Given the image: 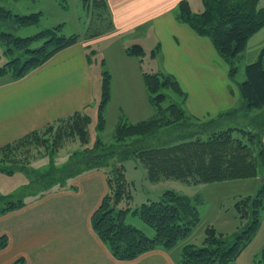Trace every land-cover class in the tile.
<instances>
[{
    "label": "trees",
    "instance_id": "obj_1",
    "mask_svg": "<svg viewBox=\"0 0 264 264\" xmlns=\"http://www.w3.org/2000/svg\"><path fill=\"white\" fill-rule=\"evenodd\" d=\"M260 1L202 0V12L193 13L187 2L181 0L174 11V18L177 22L186 24L197 35L211 41L217 54L228 65L229 80L234 82L238 57L245 50L247 41L264 27V8L259 7ZM92 8L95 10L94 16L99 20L107 17L104 0H93ZM40 16V13L13 14L0 5V45L6 48L5 53L8 55L17 53L16 57L0 67V80L16 81L23 78L57 52L79 40V35L61 34L62 25L24 38L6 32V29L13 26H35ZM94 22L97 24L99 21ZM94 22L92 20L91 24ZM107 29H111L109 20ZM100 34L96 31L89 36ZM39 41H42L40 46L30 48ZM154 54V50L151 51V57ZM125 55L141 59L144 51L139 45H132L125 49ZM141 75L154 114L134 124H118L112 144H105L98 139L90 149L75 152V156L79 153L78 157L68 158L65 167L52 166L49 171L41 173L34 171L31 185L25 191L29 194L28 197L39 196L46 191L68 187V180L85 172L103 170L108 192L91 216V227L112 256L120 261L133 260L156 249H172L191 234L200 220L192 199L171 190L164 191L157 201L147 202L138 208H119L122 200L129 202L132 198L125 178L124 161L132 159L141 163L149 181L173 179L193 185L255 178L260 174L259 171L264 170L262 130L252 126L231 127L228 124L238 113L237 108L220 113L209 121H199L188 115L177 101H170L166 107L162 106L170 97L165 91L171 90L176 96H183L171 76L145 72L144 69ZM105 76L99 105L98 132L104 130L102 114L109 101L108 76ZM238 92L245 112L262 110L259 120H256L262 121L259 126L264 130V47L257 61L245 66V80L238 84ZM83 120L87 126L88 117L84 116ZM34 134L35 132L24 138ZM77 135L82 144L88 140L85 129L77 127ZM109 160L112 161L110 165ZM0 171L12 172L5 166H0ZM27 173L29 175L30 171ZM20 197L0 196V215L23 207L25 201ZM263 209L264 182L255 196H248L235 204L239 220H248L243 229L229 238L218 235L212 227H207L203 246L196 248L191 244L185 245L179 264H231L256 235ZM129 214L138 217L153 231V236H147L142 229L128 223ZM7 245V237L0 236V251ZM255 259L264 263V248ZM21 262L17 260L13 264Z\"/></svg>",
    "mask_w": 264,
    "mask_h": 264
},
{
    "label": "crops",
    "instance_id": "obj_2",
    "mask_svg": "<svg viewBox=\"0 0 264 264\" xmlns=\"http://www.w3.org/2000/svg\"><path fill=\"white\" fill-rule=\"evenodd\" d=\"M104 1L109 33L95 37L74 34L79 35L76 44L57 52L23 78L0 80V166L4 167L1 154L7 146L93 107L89 52L95 51L90 46L102 37L117 38L113 41L125 57L122 61H131L137 75L142 67L131 60L137 58H127L125 49L138 45L141 39L149 41L148 48L155 44L154 60L161 65L155 62L153 72L176 81L183 93L176 96L179 104L193 118L212 119L239 103V92L228 78V65L211 41L175 20L174 11L181 0ZM185 1L193 13L202 12V0ZM137 88L150 112L139 122L151 117L154 110L146 94L144 97L145 87ZM12 173L0 171V196L15 190L6 186ZM68 185L28 197L23 207L0 215V236L8 239L7 247L0 251V264L17 260L22 261L19 264H179L182 248L196 246L193 230L170 250L156 249L133 260H117L91 227V216L108 192L103 170L85 172Z\"/></svg>",
    "mask_w": 264,
    "mask_h": 264
},
{
    "label": "rangeland",
    "instance_id": "obj_3",
    "mask_svg": "<svg viewBox=\"0 0 264 264\" xmlns=\"http://www.w3.org/2000/svg\"><path fill=\"white\" fill-rule=\"evenodd\" d=\"M92 2L93 0H0V5L13 14H41L39 22L35 26L23 28L13 26L6 29V32L8 31L17 37H29L58 25H62L61 34L65 36L79 34L85 37L96 31L101 33L100 35L109 33L111 30L107 29V17L102 20L95 17ZM260 3L259 7H264V0H261ZM92 20L99 22L91 24ZM114 39L117 38L102 37L90 46V50H95L89 52V66L94 80L95 104L93 107L75 117L53 123L49 127L35 132L32 136L18 140L1 154V163L13 172V177L8 182L6 181V186L15 189L3 197L21 196V200H27L29 194L25 191L31 185L30 181L34 177V171L41 173L42 171H49L52 166L65 167L68 164V158L78 157L79 153L75 156V152H82L84 148L90 149L98 139L105 144H112L118 124L126 122L134 124L140 117L147 118L150 115L148 107L143 105L145 104L143 98L141 100L137 94V86L143 85L141 75L143 69L145 72L152 71L154 73L155 62L161 65L157 59L154 60V57H151V51L154 50L155 52L156 49L155 44L148 48V40L141 39L140 43L137 42L144 51L141 59H131L132 61L135 60L136 65L142 67L141 72L137 75L133 63L131 67V61H122L125 57L117 49V41H113ZM41 43L42 41L35 42L30 48H37ZM263 47L264 27L248 41L245 50L236 61L237 73L233 85L237 90L238 84L245 80V66L257 61ZM5 49L3 45H0V67L17 56L16 52L8 55L5 53ZM104 74L108 76L109 101L102 114L104 130L98 132L99 105L102 101L103 83L106 77ZM145 92L144 97L145 94L148 97L147 92ZM165 93H168L170 97L162 104L163 107H166L170 101L179 103L175 93L171 90L165 91ZM235 108L239 111L228 124L237 128H249L250 126L259 128L262 130L264 140V130L259 126L262 121L258 122L262 110L252 109L245 112L241 99L232 109ZM84 116H87L89 120L87 126L84 125ZM77 127L88 132V140L85 144H82L77 135ZM83 155L86 154L83 153ZM111 163L112 161L109 160L108 165ZM123 166L132 198L129 202L122 200L118 207L123 209L126 207L138 208L147 202L157 201L166 190L190 197L200 219L193 229V241H195L196 248L203 246L207 227H212L218 235L222 234L229 238H232L235 233L245 227L248 220L246 218L239 220L235 204L248 196H255L262 183L261 180L264 179L263 170L259 171L260 174L255 178L209 183L200 187L173 179H160L155 182L158 185H153L152 181L146 178L145 168L138 161L130 159L124 161ZM28 170L30 171L29 175L26 174ZM35 175L39 176V174ZM13 200L15 199L13 198ZM127 222L147 230V236H153V231L145 226L138 217L129 214ZM261 222V229L259 225L260 231L258 229V234L256 233L253 238L254 243L250 244L245 251L243 250V253L231 264H254L257 262L255 256L264 247V209L261 212Z\"/></svg>",
    "mask_w": 264,
    "mask_h": 264
},
{
    "label": "water",
    "instance_id": "obj_4",
    "mask_svg": "<svg viewBox=\"0 0 264 264\" xmlns=\"http://www.w3.org/2000/svg\"><path fill=\"white\" fill-rule=\"evenodd\" d=\"M261 181H262V183H263V182H264V179H262Z\"/></svg>",
    "mask_w": 264,
    "mask_h": 264
}]
</instances>
